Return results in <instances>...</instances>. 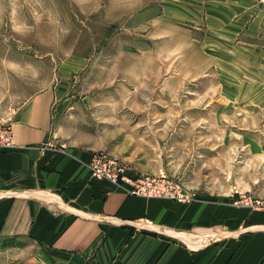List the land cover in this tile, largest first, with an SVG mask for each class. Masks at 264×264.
I'll list each match as a JSON object with an SVG mask.
<instances>
[{"label": "rangeland", "instance_id": "obj_1", "mask_svg": "<svg viewBox=\"0 0 264 264\" xmlns=\"http://www.w3.org/2000/svg\"><path fill=\"white\" fill-rule=\"evenodd\" d=\"M249 2L264 12V0ZM241 7L0 0V120L55 89L60 143L98 148L133 177H167L191 201L257 209L264 203V18H241ZM211 233L202 244L227 236Z\"/></svg>", "mask_w": 264, "mask_h": 264}, {"label": "crops", "instance_id": "obj_2", "mask_svg": "<svg viewBox=\"0 0 264 264\" xmlns=\"http://www.w3.org/2000/svg\"><path fill=\"white\" fill-rule=\"evenodd\" d=\"M234 1L239 17L264 18ZM57 100L37 92L8 119L16 148L0 151V264H264V210L143 198L95 179L99 149L59 142ZM209 232L227 236L202 244Z\"/></svg>", "mask_w": 264, "mask_h": 264}, {"label": "built area", "instance_id": "obj_3", "mask_svg": "<svg viewBox=\"0 0 264 264\" xmlns=\"http://www.w3.org/2000/svg\"><path fill=\"white\" fill-rule=\"evenodd\" d=\"M16 148V137L9 121L0 120V151ZM92 176L107 180L129 195L143 198H159L178 201H191V196L164 176L133 177L128 168L116 158L105 154H95L89 164ZM247 206L252 204L246 201ZM257 209L263 210L264 203L257 202Z\"/></svg>", "mask_w": 264, "mask_h": 264}]
</instances>
